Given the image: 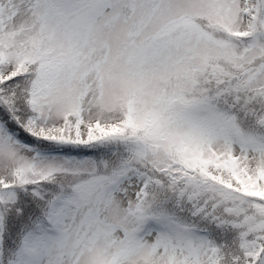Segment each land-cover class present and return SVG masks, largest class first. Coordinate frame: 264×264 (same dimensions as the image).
I'll list each match as a JSON object with an SVG mask.
<instances>
[{
	"label": "snow or ice",
	"instance_id": "obj_1",
	"mask_svg": "<svg viewBox=\"0 0 264 264\" xmlns=\"http://www.w3.org/2000/svg\"><path fill=\"white\" fill-rule=\"evenodd\" d=\"M0 264H264V0H0Z\"/></svg>",
	"mask_w": 264,
	"mask_h": 264
}]
</instances>
